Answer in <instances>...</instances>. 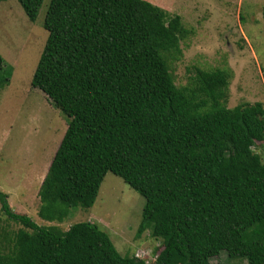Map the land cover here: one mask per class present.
Listing matches in <instances>:
<instances>
[{
	"label": "trees",
	"instance_id": "obj_1",
	"mask_svg": "<svg viewBox=\"0 0 264 264\" xmlns=\"http://www.w3.org/2000/svg\"><path fill=\"white\" fill-rule=\"evenodd\" d=\"M6 0H0V3ZM31 22L44 0H18ZM48 39L32 86L68 118L42 182L39 217L64 223L90 210L111 173L146 201L138 235L162 241L157 264H264L262 104L227 107L231 74L197 69L178 87L171 65L189 32L146 0H51ZM0 54V94L10 83ZM0 230V264H149L122 256L109 234L81 222L63 231L15 213ZM30 231V232H29Z\"/></svg>",
	"mask_w": 264,
	"mask_h": 264
},
{
	"label": "rangeland",
	"instance_id": "obj_2",
	"mask_svg": "<svg viewBox=\"0 0 264 264\" xmlns=\"http://www.w3.org/2000/svg\"><path fill=\"white\" fill-rule=\"evenodd\" d=\"M51 0H44L31 22L18 0L0 3V54L6 61L10 83L0 94V191L7 194L15 213L28 216L41 227L68 230L86 222L109 234L122 256H148L157 264L162 241L151 231L138 235L145 199L122 179L109 173L94 206L72 209L62 224L42 220L39 191L66 133L67 116L39 89L33 76L43 54L48 32L44 21ZM179 16L188 37L181 43L183 57L171 65L176 85L188 84L197 69L231 74L227 107H264V0H146ZM254 151L264 160V144ZM22 226L1 212L0 230L16 234ZM30 232V231H29ZM211 264H247L226 252Z\"/></svg>",
	"mask_w": 264,
	"mask_h": 264
}]
</instances>
